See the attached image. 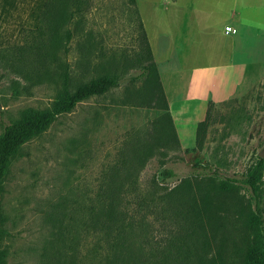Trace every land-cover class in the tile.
Returning <instances> with one entry per match:
<instances>
[{"label": "rangeland", "instance_id": "rangeland-1", "mask_svg": "<svg viewBox=\"0 0 264 264\" xmlns=\"http://www.w3.org/2000/svg\"><path fill=\"white\" fill-rule=\"evenodd\" d=\"M90 1L91 8L78 19L81 22L69 25L75 38L63 61L74 68L79 57L77 46L91 38L96 77L116 75L121 82L118 88L60 116L45 133L24 145L11 162L0 199L3 264H102L108 246L99 233L83 228L88 217L83 210L97 207L98 184L110 168L123 159L134 164L130 142L145 137V132L151 130L150 122L162 115L166 106L155 70L147 69L144 78L135 82L130 79L143 71L147 59V52L142 50L136 0L134 4L130 0ZM193 1L201 12V25L220 20L222 10L215 6L216 0ZM235 1L224 0V26L240 24L244 32L236 35L225 31L228 36L224 42L230 46L228 41L235 40V51L228 58L246 67L242 85L230 99L206 104L197 118L190 119L193 123L196 120V126L208 120L201 148H196V130L190 135L188 126V132L182 135L178 124V148L154 151L138 175L141 188L154 182L163 192L177 189L178 197H182L188 183L189 193L197 197V182L240 179L257 158L264 159V0ZM212 10L216 12L212 14ZM206 12L211 14L207 23ZM83 35L90 38L84 39ZM16 59L11 52L0 54V135L26 109L49 107L60 87L54 86L47 75L42 76L44 68L33 58L29 60L32 64L27 78H23L17 74L23 65ZM179 75L181 100L188 77ZM88 81L74 78L70 90ZM180 103L172 101L173 110ZM164 168L173 172L172 178L162 177ZM261 189L263 205L264 174ZM253 203L250 192L239 188L215 219L205 214L193 219L182 206L175 207L173 213H143L141 224L129 229L128 241L134 244L133 251H139L149 263L170 264L197 253L230 264L243 251L240 213ZM197 241L200 245L196 246Z\"/></svg>", "mask_w": 264, "mask_h": 264}, {"label": "trees", "instance_id": "trees-1", "mask_svg": "<svg viewBox=\"0 0 264 264\" xmlns=\"http://www.w3.org/2000/svg\"><path fill=\"white\" fill-rule=\"evenodd\" d=\"M130 1L132 4L135 3L134 0ZM89 8H91L90 0H46L38 17V27L22 30L21 45L0 49V54L6 52L15 54L17 63L23 65L17 74L23 78H27L26 72L31 69L30 64H32L29 60L33 58L36 65L44 68L42 76L50 77L54 86L60 84L55 100L49 107L28 108L18 120L4 127L0 135V199L9 166L20 154L24 145L40 137L60 116L70 114L80 103L92 97L105 95L120 85L119 76L96 77L98 69L94 64V43L90 37L84 36L88 35L89 31H85L83 36L84 39L90 38V41H85V44L82 42V45L77 46L79 57L75 60L74 68L68 61H63L71 52L69 45L75 38V33L69 25L80 23L78 19H81V15L86 14ZM139 28L144 43L142 50L147 52L146 65L143 71L136 76H131L130 79L132 82L143 79L146 70L151 68L155 70L160 82L141 20ZM51 67L52 71L49 70ZM74 78H84L89 81L72 92L69 85ZM163 110L162 115L150 122L151 130L145 132V137H138L130 142L131 154L136 158L134 164L123 159L110 168L98 184L95 198L97 207H85L83 210L88 216L84 220L83 228L99 233L101 240L108 246L109 253L104 257L102 264H155L142 259L139 251H133L134 244L128 241L129 229L137 223L141 224L143 213H173L175 207L182 206L187 209L188 215L193 219L197 220L200 214L215 219L221 208L228 207V200L237 193L239 188L250 192L254 203L247 204L244 211L240 213L243 215L244 227L243 251L230 264H264V203L261 205L260 202L264 174L263 158H257L240 179L212 178L210 182H197L199 184L196 187L199 194L197 197L189 193L190 184L188 183L185 185L186 191L182 197H178L177 189L163 192L154 182H150L146 189L141 188L138 175L147 159L154 155V151L179 146L167 102ZM207 127V119L198 123L195 137L196 148L202 147ZM160 154L164 155L162 151ZM161 175L167 180L174 174L170 169L164 168ZM130 209L134 214L129 211ZM235 214L238 215L239 212ZM201 221L200 218L199 223ZM2 223L3 218L0 213V242ZM197 245H200L199 241ZM201 246L204 249L206 247L202 242ZM172 263L224 264L221 259H210L206 255L197 253L186 255L181 257L180 261L175 260ZM0 264H3L1 253ZM162 264H169V262Z\"/></svg>", "mask_w": 264, "mask_h": 264}, {"label": "crops", "instance_id": "crops-1", "mask_svg": "<svg viewBox=\"0 0 264 264\" xmlns=\"http://www.w3.org/2000/svg\"><path fill=\"white\" fill-rule=\"evenodd\" d=\"M45 1L0 0V49L20 45L22 30L38 27ZM214 2L222 10L219 17L216 16L220 18L219 27L217 23L208 22L211 14L207 12L204 15L208 25H201L198 21L201 12L198 13L193 0H136L168 111L178 132L180 125L182 135L188 132V126L191 127L190 135L195 133L196 120L193 123L190 119L197 118L200 108L230 99L246 77V67L241 68L240 63L228 58V54L235 51V40L228 41L230 46L224 42L227 28H234L237 35L243 34V26H224V0ZM179 74L188 77L181 100ZM172 101L181 103L173 110Z\"/></svg>", "mask_w": 264, "mask_h": 264}, {"label": "built area", "instance_id": "built-area-1", "mask_svg": "<svg viewBox=\"0 0 264 264\" xmlns=\"http://www.w3.org/2000/svg\"><path fill=\"white\" fill-rule=\"evenodd\" d=\"M226 32L229 34H235L236 30L234 28L229 27L226 29Z\"/></svg>", "mask_w": 264, "mask_h": 264}, {"label": "water", "instance_id": "water-1", "mask_svg": "<svg viewBox=\"0 0 264 264\" xmlns=\"http://www.w3.org/2000/svg\"><path fill=\"white\" fill-rule=\"evenodd\" d=\"M0 110H1V106H0Z\"/></svg>", "mask_w": 264, "mask_h": 264}]
</instances>
